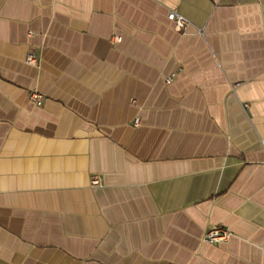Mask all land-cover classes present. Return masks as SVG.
I'll use <instances>...</instances> for the list:
<instances>
[{"label": "crops", "instance_id": "crops-1", "mask_svg": "<svg viewBox=\"0 0 264 264\" xmlns=\"http://www.w3.org/2000/svg\"><path fill=\"white\" fill-rule=\"evenodd\" d=\"M262 140L264 0H0V264H264Z\"/></svg>", "mask_w": 264, "mask_h": 264}, {"label": "built area", "instance_id": "built-area-1", "mask_svg": "<svg viewBox=\"0 0 264 264\" xmlns=\"http://www.w3.org/2000/svg\"><path fill=\"white\" fill-rule=\"evenodd\" d=\"M168 19L173 22L174 27L177 31L184 33L189 26L190 22L180 13L176 12L175 10L169 11L167 15ZM116 40H119V36H115ZM25 62L32 66L38 65V58L33 52H28L25 58ZM171 81V77H167L165 79L166 83ZM29 98L36 104L41 105L43 102V95L37 91L36 89H31L29 91ZM139 120L136 118L134 120V124L137 125ZM264 144V140H262ZM92 186H97L100 184V179L98 175H92L90 179ZM230 231L221 226V225H214L207 229L203 236V241L209 244H216L223 241H226L230 237Z\"/></svg>", "mask_w": 264, "mask_h": 264}]
</instances>
